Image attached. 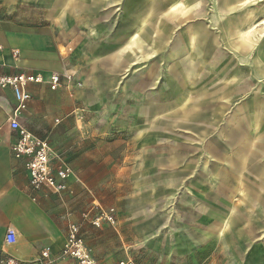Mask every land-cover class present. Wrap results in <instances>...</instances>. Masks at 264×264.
<instances>
[{"label":"crops","instance_id":"0c3cea01","mask_svg":"<svg viewBox=\"0 0 264 264\" xmlns=\"http://www.w3.org/2000/svg\"><path fill=\"white\" fill-rule=\"evenodd\" d=\"M34 4L46 20L57 24L89 19V13L96 16L103 7L121 8V18L128 24L116 29L93 51L105 58V66L115 69L153 58L162 50V67H149L148 80L160 75L164 84L150 100L156 107L149 105L142 120L148 123L156 118L151 109L173 110L170 122L161 124L164 129L188 126L192 133L202 136L200 123L209 132L226 119L228 129L220 127V135L226 140L198 147L199 156L206 153L214 159L206 186L213 195H220L214 182L230 179L241 184L243 176L247 181L253 174L246 195L252 203L264 197V0H35ZM15 51L16 59L12 55ZM131 57L135 59L130 62ZM60 58L52 40L42 33L0 26V75L43 79L40 84L28 85L30 100L17 114V121L46 141L58 131L56 124L75 110L73 86L63 82L52 91L47 84L51 73L60 74ZM235 101L238 105L230 110ZM16 106L11 89L0 88V261L28 263L44 248L56 257L69 223L80 227L96 263L126 260L108 259L107 245L116 246L122 239L120 234L107 235V223L95 227L93 221L103 210L91 207L98 203L91 200L83 181L72 174L67 181L70 192L61 196L46 188L31 189L24 163L11 155L15 132L9 122ZM216 211L207 210L215 214L206 219L207 227L211 232L218 228L220 233L230 225L232 211ZM7 230L15 235L11 245L5 244Z\"/></svg>","mask_w":264,"mask_h":264},{"label":"rangeland","instance_id":"374dc122","mask_svg":"<svg viewBox=\"0 0 264 264\" xmlns=\"http://www.w3.org/2000/svg\"><path fill=\"white\" fill-rule=\"evenodd\" d=\"M34 3L0 0V26L42 33L60 53V75L74 87L75 110L56 124L58 131L47 143L88 185L91 200L98 203L91 207L113 210L117 225L107 223V235L120 234L122 240L107 245L108 259L127 258L135 264H264V197L252 203L246 195L253 174L247 181L243 176L241 184L230 179L214 182L220 195L206 186L214 159L206 153L199 156L198 147L225 141L220 127L227 130V120L209 132L200 123L202 136L188 126L164 129L161 124L170 122L173 110L151 109L157 116L146 123L143 114L149 105L156 107L150 100L164 84L160 75L149 81L148 68L162 67V50L153 58L113 69L93 48L128 24L121 8L107 6L96 16L89 13V19L57 24L46 20ZM211 208L232 211L230 225L220 233L217 227L212 232L207 227L206 219L215 216L207 213Z\"/></svg>","mask_w":264,"mask_h":264},{"label":"built area","instance_id":"2783aa9c","mask_svg":"<svg viewBox=\"0 0 264 264\" xmlns=\"http://www.w3.org/2000/svg\"><path fill=\"white\" fill-rule=\"evenodd\" d=\"M16 59L18 52L12 53ZM58 73H51L48 76L47 84L50 90L60 88L63 82H68ZM69 80V77H65ZM43 79L39 76L21 75L16 77H6L0 75V88H10L13 92L17 106L14 117L9 122L10 129L15 132V140L11 146V155L14 160L22 161L28 175L29 185L33 191H40L43 188L49 189L53 194L61 196L68 193L67 181L72 172L67 163L58 155L54 154L45 139H40L32 135L23 128L17 121V114L26 109L30 100L27 91L29 84H40ZM100 221H105L110 225H115L116 220L113 210L102 211L97 219L93 221L95 226ZM15 241L12 230H7L5 234V244L11 245ZM0 264H98L93 259L90 250L85 246L81 235L80 227L74 223H69L66 229V236L59 254L51 256V250L44 248L39 256L31 262L23 263L14 259L1 260ZM111 264H135L131 259L118 261Z\"/></svg>","mask_w":264,"mask_h":264},{"label":"bare ground","instance_id":"6f19581e","mask_svg":"<svg viewBox=\"0 0 264 264\" xmlns=\"http://www.w3.org/2000/svg\"><path fill=\"white\" fill-rule=\"evenodd\" d=\"M244 90V89H243Z\"/></svg>","mask_w":264,"mask_h":264}]
</instances>
